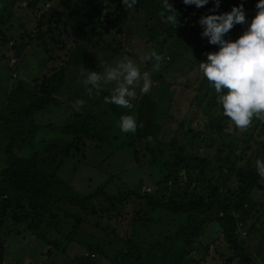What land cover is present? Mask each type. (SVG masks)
I'll return each mask as SVG.
<instances>
[{"label": "trees", "instance_id": "trees-1", "mask_svg": "<svg viewBox=\"0 0 264 264\" xmlns=\"http://www.w3.org/2000/svg\"><path fill=\"white\" fill-rule=\"evenodd\" d=\"M38 1L31 0V3L34 5ZM50 1H54V4L47 14V20L40 26L41 31L39 29L32 34L33 36L30 34L27 36L30 41L36 40L41 44H46V52L59 53L57 57L60 58L61 65L58 69L54 66V75H48L40 84L30 86L19 81L7 95L4 106L7 114L0 112L2 130L6 132L8 129L10 131L9 136L6 134L4 136L7 137L5 143L7 153L4 167L0 170V190L4 188L9 195L13 196L12 199L15 202L13 208L7 207L6 203L0 205V224L6 215L13 217L14 221H12L15 225L26 224L28 218H39L53 202L69 201L83 209L95 196H99L108 202L103 209L110 211L115 208L119 210L120 205L128 202L130 195L135 194L138 198L146 199V205L150 207V210L145 212L140 208L136 209L135 215L137 216L132 219V223L139 220H151V216L148 217V215L151 214L152 210L161 209L177 215L184 213L187 215V219L176 229L177 232L170 242L169 240L153 242L145 248L142 245L132 243V237H126L124 244H126L127 249L120 248L116 252L112 259L114 264H150L148 258L145 257V254L149 252L154 253L158 258L157 264H207L205 257L188 256L189 250L187 248L192 245L197 237L202 235L201 230L204 229L206 222H209L213 232V238L210 239L212 244H215V248L222 249L219 253L221 264H264V179L259 177L255 163L257 159H264V123L259 122L255 132H240L238 135L241 139L240 144L238 145L236 141H233L232 148L226 155H221L218 152L210 157L195 156L196 159H199L194 165L196 172L193 171L197 178L195 191L192 197L179 201H174L171 198L168 201H162L149 194H140L138 190L112 194L105 191L104 185L97 188L95 194L79 196L75 189L60 177L62 166L67 158L83 159L90 142L109 144L112 138H116V134L109 135L106 122L100 114L94 111L96 106L104 101L105 89L99 96L89 97L86 92L87 86L82 82L79 83L83 77L79 74L78 80L77 77L75 78V85L78 86L73 87L67 85V81H73L72 78L75 76L73 74L66 76V72L69 67L81 65L90 55L93 47L91 39L105 8L111 7L110 13H106L104 19L107 22H112L114 27L121 22L116 11L119 10L122 14H126L129 9L123 6L122 0ZM17 2L18 0H0V40L4 44L9 42L7 39L9 33L6 32L8 29L4 26L15 15ZM169 3L180 13L178 26L173 28L163 22L159 15L162 10V0H137V4L133 8L144 13L146 16L144 18L145 23L131 29L129 34L123 32V35H126L127 39L130 38L129 36H137L147 43H152L161 34L180 41L187 34H201L203 32V27L199 24V19L202 16L212 14L213 11L216 14L231 11L234 6L240 5L241 0H237L235 3L228 2L222 9H219L220 7L214 8L215 0H208L205 6L199 8L195 5H185L183 0H169ZM149 10L155 13L151 14ZM244 11L256 13L249 7H245ZM54 17H56L55 21L50 22L52 27L47 26L48 31L43 32V26H46L48 21L53 20ZM60 22L61 25L59 26ZM67 23H71L73 32L69 38H63L60 27L65 28ZM239 28V24L234 26L238 32H240ZM53 29L57 31L55 35H52L54 31L51 30ZM67 39H69V44L66 43ZM163 39L165 41V38ZM163 47L165 46L161 45L160 49L162 50ZM218 48V45L208 42L201 46L199 54L204 53L207 60L206 53L218 51ZM108 50L111 54L117 52L112 45L108 46ZM174 52L172 54L174 60L181 57L176 48H174ZM125 55L128 56L129 54L126 52ZM110 56L112 55L105 53L104 60H100L99 57L93 62L90 61L88 64L90 70L100 71L101 65L108 64V61L105 60ZM129 57L131 56L129 55ZM151 79L163 83L164 76L160 73L158 75L152 74ZM205 83H209L206 78L201 81V85ZM210 92L207 96L208 103L214 105L216 93L213 87ZM62 96H66L68 103L64 106L63 115L59 116L60 121L43 123V117L56 111L55 105H62V101L58 99ZM77 99L85 101L82 108L77 109L75 106ZM138 101L137 122L138 125L142 124V126L137 128L136 135L126 134V143L132 145L138 140L139 144L136 146L142 157L150 155L152 162H155V158H161L163 162L162 175L176 183V177L174 178L175 175L172 171L181 168L183 164L181 159L183 158L179 153L171 151L175 142L159 139L162 125L158 121L160 119L157 113L159 111L158 103L150 93L142 94ZM221 117L226 118L220 114L212 119V124L218 133H221L225 123L222 122ZM184 125L185 123L182 124L183 127ZM187 129L189 128L185 130L187 131ZM40 131L57 132L61 134V138L58 142L50 140L42 151L36 150L35 144ZM196 136L201 137V132H196ZM212 139L214 142L216 137ZM238 149H240L241 154H236ZM181 151L187 153L189 149L183 148ZM216 151L217 149L215 153ZM216 155L218 156L214 158ZM183 166L184 168L188 167L187 165ZM211 167L216 169L217 178L212 179L206 176V170ZM233 178L234 183H231ZM258 190L263 191V198L253 197L255 191ZM26 202H28L29 210L23 213L17 211ZM37 203L40 204L39 207H37ZM9 211L12 213L10 214ZM77 220V218L74 219V222ZM2 224L0 226H4ZM237 224H240L241 232H238ZM71 226L72 229L77 227L73 223ZM29 231L34 234L33 232L42 230H33L29 225ZM251 232L258 234V239L254 250L249 252L245 250L239 236L243 239L248 237ZM36 236L44 238L41 233ZM116 240L117 242L120 241L119 239ZM107 242H111V240ZM99 245L96 243L94 249L101 253L97 249ZM204 248L207 250V246ZM94 249L83 260L78 259V263L93 261L95 259L93 254L96 252ZM3 251L4 241L0 239V264H4L2 260Z\"/></svg>", "mask_w": 264, "mask_h": 264}, {"label": "rangeland", "instance_id": "rangeland-1", "mask_svg": "<svg viewBox=\"0 0 264 264\" xmlns=\"http://www.w3.org/2000/svg\"><path fill=\"white\" fill-rule=\"evenodd\" d=\"M236 1L220 0V8H218L222 9L228 2L235 3ZM53 2L39 0L32 5L31 0H18L15 15L4 26L8 29L6 32L9 33L7 37L9 42L4 44L0 40V55L2 54L0 57V112L2 113L7 114L4 107L7 95L19 81L30 86L40 84L48 75H54V66L56 69L60 68L61 61L57 57L59 53L46 52V44H41L36 40L30 41L27 36V34L32 35L38 31L41 24L47 20V14L50 12ZM257 2L258 0H241L240 4H243L244 10L245 7H249L257 11ZM110 10L111 7L107 6L102 12L100 22L91 39L93 47L90 55L81 65L68 68L66 76L73 74L75 77L72 78L73 81H67V85L77 87L75 78L77 77L78 80L82 67L90 70L89 62H93L99 57L100 60H104L105 53L112 55L105 60L108 61V64H114L122 59L126 52L131 56L130 58L139 63L142 55L155 49L158 54L164 57V60L161 61L160 71L151 73V76L152 74L158 75V73L164 76L163 83L151 79V91L149 92L158 103L159 111L157 113L160 118L158 121L162 125L159 139L175 142L171 151L181 155L183 164L181 168L172 171L175 175H173L174 178L176 177L175 183L162 175L163 162L161 158H155V162H152L150 155H147V158L142 157L136 146L139 144L138 140L132 145L126 143V134L132 133H122L118 122L121 115L124 114H131L137 118L138 100L142 95L140 89L137 88V97L132 101L133 109L105 104L104 101L96 106L94 111L100 114L106 122L109 135L116 134V138H112L109 144L90 142L83 159L67 158L62 166L60 177L66 180L67 184L73 187L79 196L95 194L97 188L104 185L105 191L112 194L138 190L140 194H149L162 201H168L170 198L174 201L190 198L197 184L194 165L199 159H196L195 156L210 157L218 152L221 155H226L232 148L233 141H236L238 145L241 142L238 137L240 131L235 129L227 117H221L222 122H225L221 133H218L212 124L213 117L223 114V111L216 100L214 105L208 103L207 96L211 93L212 86L209 83L201 85V81L205 77L199 69V62L206 61V57L204 53L199 54V51L202 45L209 42L208 38L197 33L187 34L180 41L174 40L173 37L169 38L165 34L157 36L152 43L140 40L137 36H129L130 38L127 39L123 32L129 34L131 29L145 23L146 16L134 8L129 9L126 14L117 10L116 15L120 17L121 22L114 27L112 22H107L104 19V15L109 14ZM149 11L151 14L155 13L152 10ZM255 14L245 11L247 23L239 24L241 33L233 27L226 34L225 39H236L248 27ZM55 19L56 17L43 26V32L48 31V27H52L50 22ZM60 28H62L60 32L63 38H69L73 32L71 23H67L65 28L62 26ZM51 31H54L52 35L57 33L54 29ZM48 41L51 40L48 39ZM66 43L69 44V39L66 40ZM19 45H22L21 50L18 55H15V47H20ZM109 45L114 46L117 52L111 54L108 50ZM161 45L165 46L162 50L160 49ZM174 48L181 56L176 60L172 57V54L175 53ZM52 51L54 52V50ZM152 63L153 61H147L141 64V70L151 71ZM102 71L103 68L100 72ZM79 83L81 84V82ZM113 88L112 84L106 86V96L110 95ZM58 99L62 101V105H55L56 111L43 117V123L60 121L59 116L65 112L64 106L68 102L66 96L58 97ZM183 123H185V128L182 126ZM258 124L259 121H254L253 127L248 131L255 132L258 129ZM186 128L192 130L187 129L186 131ZM198 131L201 132V137L196 136ZM9 132L8 129L6 132L3 131L0 124V170L6 162L5 143L7 137L4 136L5 134L9 136ZM132 135H136V133ZM214 137L216 140L213 142L212 138ZM60 138L61 134L57 132L40 131L35 144L36 150L42 151L50 140L58 142ZM183 148H188L189 152L183 153L181 151ZM211 148L212 150H210ZM214 148L217 149L216 153ZM135 154L136 156H134ZM236 154H241L240 149L236 151ZM133 157L135 158L133 159ZM183 165L188 167L184 168ZM206 172V176L209 178L214 179L218 176L216 169H212V167ZM233 181L234 178L231 183H234ZM196 189L198 190V187ZM255 192L254 198H263V191ZM12 197L2 188L0 190V205L6 203L7 207L13 208L15 202ZM129 198L128 202L120 205L119 210L113 208L110 211L103 209L108 202L99 196L92 198L87 207L83 209L69 201L53 202L39 218H28L26 224L16 225L14 229L11 227L15 225L13 217L6 215L2 222L5 223L4 226H0V239L4 241V251L2 252L4 264H79L78 259L83 260L86 254L93 252L96 243L100 244L97 249L101 253L94 249L96 251L93 254L95 259L81 264H114L112 259L116 252L120 248L127 249L124 244L126 237H132V243L145 248L153 242L165 240L170 242L177 232L176 229L187 219V215L184 213L177 215L161 209L152 210L148 215V217L151 216V220L144 219L145 221L139 220L132 223V219L137 216L135 215L136 209L140 208L146 212L150 210V207L146 205L145 198H138L135 194L130 195ZM38 205L40 204L37 203V207H39ZM28 210V202L17 209L22 213ZM76 218L78 220L74 222ZM72 223L77 227L72 229ZM206 223L204 229L201 230L202 235L187 247L188 256L205 257L207 264H221L219 253L222 249H217L215 244H212L210 239L213 238V232L209 222ZM29 225L33 230L42 231L32 234L29 231ZM39 233L43 234L44 238L37 237L36 235ZM219 237L221 236L219 235ZM239 238L242 245L245 246V250L251 252L257 244L258 234L251 232L248 237L242 239L239 236ZM116 239L120 241L117 242ZM109 240L111 242H107ZM203 246H207V250H204ZM149 253H146L145 257L148 258L150 264H157L158 258L154 253Z\"/></svg>", "mask_w": 264, "mask_h": 264}, {"label": "clouds", "instance_id": "clouds-1", "mask_svg": "<svg viewBox=\"0 0 264 264\" xmlns=\"http://www.w3.org/2000/svg\"><path fill=\"white\" fill-rule=\"evenodd\" d=\"M183 3L199 8L208 0H183ZM122 4L132 9L137 0H122ZM219 4L220 0H215L214 8ZM256 9L251 23L234 40L225 39V36L236 24L247 23L243 4L222 14L213 11L199 19L203 27L201 35L207 37L210 44L219 46L218 51L206 53L207 60L199 62V69L214 88L223 115L240 132H247L254 121L264 123V0H258ZM159 15L173 28L180 23V13L169 0H162ZM162 60L163 55L155 49L142 55L139 63L125 55L114 64L101 65L102 72L82 67L80 82L87 86L89 97L99 96L106 86L114 85L110 95L104 97V103L133 109L136 89L139 88L141 94L151 91V73L160 71ZM147 61H153L151 71H142L141 64ZM84 105L83 99L75 101L77 109ZM139 126L142 124L138 125L137 118L131 114L121 115L118 122L122 133L135 134ZM255 163L259 177L264 179V159H257Z\"/></svg>", "mask_w": 264, "mask_h": 264}, {"label": "water", "instance_id": "water-1", "mask_svg": "<svg viewBox=\"0 0 264 264\" xmlns=\"http://www.w3.org/2000/svg\"><path fill=\"white\" fill-rule=\"evenodd\" d=\"M20 47H18V46H16L15 48V55H18L19 54V52H20V50H21V47H22V45H19Z\"/></svg>", "mask_w": 264, "mask_h": 264}, {"label": "built area", "instance_id": "built-area-1", "mask_svg": "<svg viewBox=\"0 0 264 264\" xmlns=\"http://www.w3.org/2000/svg\"><path fill=\"white\" fill-rule=\"evenodd\" d=\"M12 61H14V59H13ZM239 225H240V224H239ZM239 225L237 224L238 231L241 232V230H240V226H239Z\"/></svg>", "mask_w": 264, "mask_h": 264}, {"label": "crops", "instance_id": "crops-1", "mask_svg": "<svg viewBox=\"0 0 264 264\" xmlns=\"http://www.w3.org/2000/svg\"><path fill=\"white\" fill-rule=\"evenodd\" d=\"M4 224H5V223H3L2 225H4ZM19 225H20V224H19ZM15 226H16V225H13V226H11V227H12V229H14V228H15Z\"/></svg>", "mask_w": 264, "mask_h": 264}]
</instances>
